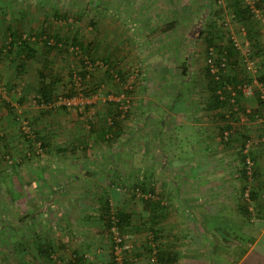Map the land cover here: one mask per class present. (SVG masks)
Segmentation results:
<instances>
[{
  "label": "rangeland",
  "instance_id": "obj_1",
  "mask_svg": "<svg viewBox=\"0 0 264 264\" xmlns=\"http://www.w3.org/2000/svg\"><path fill=\"white\" fill-rule=\"evenodd\" d=\"M241 3L249 21L238 22L224 0H0V264H73L75 252L48 251V259L38 255L36 244L48 245L54 231L48 221L57 216L64 220L66 209L70 218L80 213V218L98 220V211L101 218L107 207L114 212L126 208L133 221H139L136 237L131 226L118 229L124 237L121 264H129L130 255L147 249L143 219L150 199L143 196L151 193L158 206L164 205L157 191L167 187L164 177L176 184L200 172L192 151L201 143L202 132L188 125L200 118L216 117L211 140L216 138L219 149L230 154L227 177L234 194L222 209L231 205L235 213L240 201L253 213L264 210V144L259 143L264 113L257 91V84L264 86V0ZM17 30L21 38H34L29 45L36 52L20 76L15 74L20 52L10 44ZM72 37L96 47L94 63L88 64L93 75L84 81L77 73L80 60L89 56L72 48ZM230 41L237 53L229 60L218 50ZM42 67L56 95L50 105L36 101L37 71ZM211 67L228 80H241L232 82L234 87L245 84L252 91L250 97L237 92L236 113H229V106L207 107L211 98L206 68L212 75ZM69 90L75 94L67 97ZM115 108L122 123L118 134L107 140L110 110ZM196 110L200 114L194 115ZM221 128L232 131L226 141ZM206 132L209 140L213 132ZM248 141L255 173L250 179L239 174ZM246 187L257 191L252 203L240 197ZM172 197H166L172 205H184L186 196ZM218 218L212 222L236 237L228 235L225 241L215 235L208 243L181 236L173 247L187 253L183 262H196L188 258V250L195 247L203 252L201 264H238L252 249L258 237L254 230L230 228ZM200 224L206 226L207 221ZM100 233L109 245L110 264H116L109 229ZM247 256L243 264H264V238ZM87 258L91 264L96 261L93 254Z\"/></svg>",
  "mask_w": 264,
  "mask_h": 264
},
{
  "label": "crops",
  "instance_id": "obj_2",
  "mask_svg": "<svg viewBox=\"0 0 264 264\" xmlns=\"http://www.w3.org/2000/svg\"><path fill=\"white\" fill-rule=\"evenodd\" d=\"M198 114H200V110H196L194 113V115ZM185 118L186 116H181L182 121L183 119L185 120ZM200 119L201 122L195 120L194 124L189 122L188 125H191L193 127L195 126L202 132V137L200 139L201 143L197 146L195 144V148L192 151V154H195V160L193 164H196L199 160L198 162H200V168L199 166L198 168L200 172L192 176H194L193 178L195 180L196 178H199V180L201 179V181L204 183L199 185V180L196 181L197 183H194V179L189 180V175L187 176L185 181L182 180L178 183L176 182V184H173L171 182L172 179L170 181L167 176L164 177L163 182L167 184V187L165 186V190L159 189L157 191H160L161 198H163L166 202L164 203V205H160L161 207L158 206V203L154 202L157 200H149L150 202L147 203L145 207V216L143 219L145 220L146 225L145 234L146 237H148L147 241H145L147 243L143 247H146L147 249L144 250L140 247V250L136 251L133 255H130L132 261H130L129 264H157L155 261V257H152L153 253L157 249L160 250L161 253H167L166 251L178 253L179 259L176 262L177 264H201L200 259H202V257L204 256L202 254L203 252H201V249L198 250L197 247L190 248L191 250H188V258H195L196 262L194 263L192 260H188L186 263L183 262V260L186 259L187 253H182L176 246L173 247V243L175 242L178 244L181 236H183L181 238H184L185 236H194L197 240L208 243L212 242V237H214L215 239V235L221 237L224 236L225 238H228V235L236 237L234 233L230 234L229 231H225V228L224 230H220L221 225H218L217 227L216 223L212 222V220L215 219L219 220L218 217H220V220H224L225 222H227L229 224L228 227L233 226L234 228H237L239 230L240 228L246 229V226H248V231H250L251 229L254 230V232L258 234V237L252 244V249L258 246L261 239L264 238L263 217H260L259 219H255L252 217L249 220H245L244 217L240 214L238 207H235V213L232 211V208H230L232 207L231 205L227 208L224 207V210L227 209V212L222 209L221 206L226 205L225 200H229V198L231 197L228 196L234 194L232 193L233 188L229 187L230 181H228L229 177H227L230 154L229 151L219 149L216 138H213L211 140L212 136H215L214 132H217L216 126L218 122H216V117H214L213 121L211 120L212 117L211 119H207V117ZM208 128L209 133L211 131L213 132L209 140L207 138L208 135L206 134ZM203 150L204 153H202ZM184 164L188 165V163H185V161ZM192 168L193 167H189L188 169L191 171ZM99 176L100 175H98V177ZM156 188L157 187L153 188V190H156ZM165 196L168 198L173 196L172 200H174L175 196H178L176 197L177 200L180 199V196H186V198H183L184 205L179 207V203H175V205H172V201H170L169 199L167 200ZM214 206H218V210L221 211L217 212ZM249 210L252 211V207H249ZM69 211L70 210L66 209V213H64L66 214V218L64 220L61 218L59 219L56 214L57 217L55 219L48 221L49 226L51 224L54 230L50 234L51 237L49 239L51 241L48 242V245H45L48 251L57 252L60 250V252L65 251L67 254L70 251L72 253L75 252L76 255H73L75 256L76 260L71 261V263L74 262L73 264H79V260H83V264H91L89 263L90 261L87 258L90 257L91 254H93V256L95 257L94 260H96L93 262V264H110L109 245L107 244L104 235L100 233L106 227L104 226V221L101 219V221L99 220V211L98 220L91 217L80 218V213L76 214L77 216L75 218H70V214L68 213ZM218 213L220 214L218 215ZM203 220H206L207 224L206 226L202 227V224L200 223L203 222ZM138 224V220L133 221V219L131 218L129 225L125 227L129 229V227L131 226L133 237H136L139 234L137 227ZM45 226H47V224ZM171 226L173 227V230L171 229ZM184 226H189L186 229L187 232L184 231ZM190 227L191 230L189 229ZM241 231L239 232L243 237L245 233ZM52 234H55L56 236L53 237ZM205 235L206 238H204ZM181 244L182 242L180 243V245ZM200 246H202L201 243ZM205 246L208 248L206 244ZM251 250L247 249L245 251L238 264H243L242 261H244L248 257L247 255Z\"/></svg>",
  "mask_w": 264,
  "mask_h": 264
},
{
  "label": "trees",
  "instance_id": "obj_3",
  "mask_svg": "<svg viewBox=\"0 0 264 264\" xmlns=\"http://www.w3.org/2000/svg\"><path fill=\"white\" fill-rule=\"evenodd\" d=\"M226 3V6L231 10L233 17H236L238 22H241L242 20L245 21H249L250 19L248 18V9L246 8V6H244L241 3V0H224ZM258 6V5H257ZM45 32V31H44ZM42 32V33H44ZM253 32V30L249 31V38H250V34ZM40 33V34H42ZM11 36L13 37V41L10 42V44L15 47H17L19 49V52L21 53V56L17 55L20 53H16L17 56V66H16V70H15V74L17 76H20V70H23L26 65L27 62L30 61L32 59V57L35 56L36 52L34 50V48H32L29 45V40H31V38H33L30 35H25L24 38H21V32L19 30L12 32ZM34 39V38H33ZM59 40V39H57ZM209 45L210 42L208 41ZM70 44H72V48H76L78 51L82 52L85 55L89 56V60H80V69L78 71V75L77 78H79L80 80L84 81L87 75H93L92 72H89L88 70V64L91 63L93 64V56L96 55V47L94 44L91 43H83V41H79L76 37H72ZM63 46H65V44H63ZM93 47V49H92ZM92 49V50H91ZM226 52L225 56L227 59H231L234 56H236L237 51L234 49L231 41L228 42L224 47H221L219 51L220 55L223 56V51ZM11 51V50H9ZM66 51V49L64 50ZM208 53V51H207ZM78 59H81V55L79 56ZM104 63H106V61H104ZM219 67V66H218ZM111 69V68H109ZM46 71L45 68H41L37 71L38 74V84H37V88H36V94H37V99L36 101L39 102L40 104H45V105H50L53 104L55 99H56V95L54 94L53 91V87H52V83H47L45 82L44 78H47L46 74L44 73ZM119 73V78L120 80H124V74L123 72H118ZM117 73V74H118ZM206 88L208 91V94L210 95L211 101L208 104V108L210 109H221L224 107H231L227 97L224 100L219 99V96L216 94V92L221 89V86L223 83H228V84H232V82H238L241 83L239 81L241 80H236L235 78L233 79H226L224 78L221 73L218 74V79H216V77L214 75H210L207 68H206ZM105 75L110 76L109 70L105 71ZM72 78H75V75H73ZM83 85V84H82ZM233 85V84H232ZM87 90H83V93L86 95ZM75 94L74 91H68L67 92V97L71 96ZM225 94V93H224ZM126 107L125 106H120V110L122 109L124 111ZM115 109L110 110V125L108 126V133L109 136H107V140L110 139L112 140V138H114L116 136V134H118L119 132V128L121 127V123H122V118H121V111ZM227 129H229L228 126H226ZM223 129H220V134H221V138H222V133H223ZM223 140V138H222ZM224 141V140H223ZM252 159L254 160V156H252ZM242 162H243V156H242ZM239 174L241 175V177L245 178V170L244 168H242L239 172ZM253 176H255L254 173V169H253ZM262 190H264V181L261 184ZM245 188H243L240 192V197L241 199H243V191ZM257 192V191H256ZM255 190L251 188V190H249V201H251V203L255 200L257 194H256ZM107 202H106V207H107ZM259 205V204H258ZM249 204L247 203H242L239 201L238 203V208H239V212L240 214L244 217L245 220H249L250 218H252L253 216H256L257 214H259L260 217H263L264 219V210H262L261 208L255 210V213H253L252 211L249 210ZM126 209V208H125ZM124 208H120V210L115 211L114 214L117 216V228L121 231L122 229H124L125 227H127L130 223L131 220V214L129 211L125 210ZM111 212H113L112 210L108 209V207L106 208L105 212H104V216H101V220L104 221V226L106 228L109 229V227L111 226L112 222H111ZM228 235V234H227ZM229 237V236H228ZM223 240H227L228 238H225L224 236L222 237ZM124 240V237L121 236V241ZM36 249H37V253L38 255H41L42 257L48 259V257L50 256V252H48V249L46 246H43L41 244H36ZM179 254L176 252H167V253H154V257H155V261L157 264H175L178 259H179Z\"/></svg>",
  "mask_w": 264,
  "mask_h": 264
},
{
  "label": "built area",
  "instance_id": "obj_4",
  "mask_svg": "<svg viewBox=\"0 0 264 264\" xmlns=\"http://www.w3.org/2000/svg\"><path fill=\"white\" fill-rule=\"evenodd\" d=\"M242 30V29H241ZM223 64H221V67ZM210 72L212 75L218 79V72L217 69H213L211 67ZM257 91H258V101L259 105L262 109V112L264 113V86L261 84H257ZM237 92H240L243 97H250L252 95V91L248 86L245 84L243 85H238L234 87L232 84L228 83H223L221 86V89H219L216 94L219 96V99L224 100L226 97L228 99V102L230 104V109L229 113H236L237 112V104H236V96ZM225 93V94H224ZM232 131L231 130H225L222 133V138L224 141L228 140L230 138ZM259 141L253 142L254 144H257ZM264 144V137L260 139V142ZM251 142L248 141L246 144H244L243 149H242V156H243V168L245 170V175L248 179L252 177L253 169H254V160L249 154V146ZM249 188H245L243 191V199L248 201L249 200ZM138 191V190H136ZM143 196V195H142ZM145 199H150V200H156V196H154L151 193H146L145 196H143ZM111 226L109 227V232L112 237V253L114 256V260L116 264H121V254H122V241H121V236L119 234L118 228H117V216L114 214V211L111 212Z\"/></svg>",
  "mask_w": 264,
  "mask_h": 264
}]
</instances>
